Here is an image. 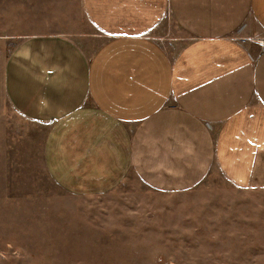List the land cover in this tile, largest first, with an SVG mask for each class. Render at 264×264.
I'll return each instance as SVG.
<instances>
[{
  "label": "crops",
  "instance_id": "crops-1",
  "mask_svg": "<svg viewBox=\"0 0 264 264\" xmlns=\"http://www.w3.org/2000/svg\"><path fill=\"white\" fill-rule=\"evenodd\" d=\"M82 7L93 33L27 35L2 72L12 109L47 125L56 185L95 195L131 173L179 192L215 167L235 186L264 187V0ZM83 37L97 38L89 54Z\"/></svg>",
  "mask_w": 264,
  "mask_h": 264
},
{
  "label": "rangeland",
  "instance_id": "rangeland-1",
  "mask_svg": "<svg viewBox=\"0 0 264 264\" xmlns=\"http://www.w3.org/2000/svg\"><path fill=\"white\" fill-rule=\"evenodd\" d=\"M94 31L82 0H0V264H264V187L235 186L215 167L179 192L131 173L86 196L51 179L47 125L12 109L3 67L27 35ZM83 38L89 54L97 38Z\"/></svg>",
  "mask_w": 264,
  "mask_h": 264
},
{
  "label": "built area",
  "instance_id": "built-area-1",
  "mask_svg": "<svg viewBox=\"0 0 264 264\" xmlns=\"http://www.w3.org/2000/svg\"><path fill=\"white\" fill-rule=\"evenodd\" d=\"M257 43H258L261 47H264V40H258Z\"/></svg>",
  "mask_w": 264,
  "mask_h": 264
}]
</instances>
